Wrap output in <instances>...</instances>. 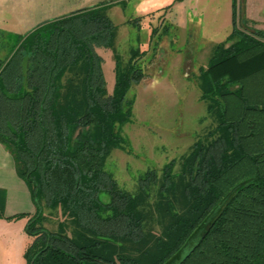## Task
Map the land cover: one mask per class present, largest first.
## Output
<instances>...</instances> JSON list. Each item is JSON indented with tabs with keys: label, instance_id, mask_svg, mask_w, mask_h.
Returning a JSON list of instances; mask_svg holds the SVG:
<instances>
[{
	"label": "trees",
	"instance_id": "1",
	"mask_svg": "<svg viewBox=\"0 0 264 264\" xmlns=\"http://www.w3.org/2000/svg\"><path fill=\"white\" fill-rule=\"evenodd\" d=\"M101 5L44 26L49 38L37 31L24 40V46L32 42L29 55L47 59H35V68L0 64V142L38 205L34 216L7 218L31 223L26 264H175L188 244L181 264H264V30L242 17L240 29L234 15L228 41L201 68L202 99L214 127L178 173L175 162L167 166L157 203H166L167 218L162 232L147 238L149 184L156 174L142 176V191L133 195L117 190L105 171L111 149L125 141L117 123L130 116L126 93L144 76L137 65L143 55L135 52L124 71L117 64V88L109 95L96 48L110 46L115 26L100 11L112 5ZM81 61V94L61 100L59 72ZM102 192L111 200L105 202ZM5 196L0 189V219ZM44 206L62 209L71 235L64 224L55 231L43 226Z\"/></svg>",
	"mask_w": 264,
	"mask_h": 264
},
{
	"label": "rangeland",
	"instance_id": "2",
	"mask_svg": "<svg viewBox=\"0 0 264 264\" xmlns=\"http://www.w3.org/2000/svg\"><path fill=\"white\" fill-rule=\"evenodd\" d=\"M103 3L112 5L100 11L115 26L110 46L96 48L108 94L115 93L117 88V66L124 71L135 52L143 55L137 65L144 71V76L132 81L126 93L130 100L126 111L130 116L124 123H117V130L125 141L111 149L105 171L116 183L117 190L133 195L142 191V176L148 172L156 174V180L149 184L151 200L147 212L150 214L145 225L149 238L162 232L167 218L163 214L166 203L157 204L167 166L175 162L174 173H178L182 160L189 156L195 143L203 140L214 127L208 102L202 99L199 74L201 68L209 65L217 47L231 36L230 18L225 15L224 0L182 3L176 0H9L4 3L7 7L2 10L0 21V64L12 61V67L19 62L23 72L35 68L36 60L47 59L29 55L33 51L32 42L24 46V40L30 38V41L37 31L43 38H49L51 30L44 26L78 9L101 7ZM237 22L242 29L240 18ZM82 62L59 72L61 100L76 91L81 94L77 86L86 77ZM64 105L59 102V107ZM123 116L126 113L119 114L117 121L122 122ZM101 198L107 202L112 196L102 192ZM33 201L36 214L38 205L34 198ZM7 206L6 195L4 218L0 219V264H26V250L32 241L28 234L30 223L27 218L9 223L7 218L26 211L29 206ZM44 218L43 226L47 229L55 231L64 224L72 234L71 221L60 207L44 206ZM125 245L132 250L131 243Z\"/></svg>",
	"mask_w": 264,
	"mask_h": 264
},
{
	"label": "crops",
	"instance_id": "3",
	"mask_svg": "<svg viewBox=\"0 0 264 264\" xmlns=\"http://www.w3.org/2000/svg\"><path fill=\"white\" fill-rule=\"evenodd\" d=\"M9 0H0V21L2 17V10L7 7L5 2ZM16 2H24V0H15ZM143 2H151V0H140ZM183 1L186 0H176ZM195 1V0H193ZM225 3V15L230 18L231 29H233V17L243 18L247 21L248 26L256 29L264 30V19H259L260 16L264 17V0H224ZM82 4V3H81ZM138 4V3H137ZM93 7V6H91ZM82 10V9H78ZM77 10V11H78ZM162 10V9H160ZM2 22V21H1ZM241 25H244L242 22ZM0 189L4 190L7 195V208L15 205L18 208L23 206H29L26 211H20L14 213L29 214L33 216L35 214V204L33 196L28 186V183L18 174L16 160L13 154L0 142ZM8 221V220H7ZM28 223V218L26 219ZM13 223L12 221H8ZM22 229V234L24 229Z\"/></svg>",
	"mask_w": 264,
	"mask_h": 264
},
{
	"label": "water",
	"instance_id": "4",
	"mask_svg": "<svg viewBox=\"0 0 264 264\" xmlns=\"http://www.w3.org/2000/svg\"><path fill=\"white\" fill-rule=\"evenodd\" d=\"M42 212H43V208L42 207H39V213H38V216H37V218H39L40 216H41V214H42ZM36 218V219H37ZM35 221V220H34ZM30 225H31V223L28 225V230H29V227H30ZM190 245L188 244L185 248H184V250H183V252H182V255H181V257H180V259L178 260V261H176V263L175 264H181L184 260H185V258L187 257V255L189 254V247Z\"/></svg>",
	"mask_w": 264,
	"mask_h": 264
}]
</instances>
